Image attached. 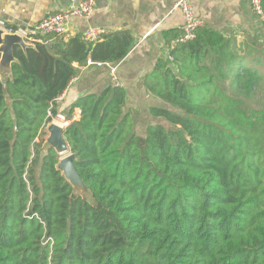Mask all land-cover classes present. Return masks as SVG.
<instances>
[{
  "label": "trees",
  "instance_id": "16d2710c",
  "mask_svg": "<svg viewBox=\"0 0 264 264\" xmlns=\"http://www.w3.org/2000/svg\"><path fill=\"white\" fill-rule=\"evenodd\" d=\"M41 38L0 78V264H264L262 43L199 27L145 78L164 105L141 134L123 86L78 97L64 134L89 201L41 157L43 130L81 68L116 65L134 37Z\"/></svg>",
  "mask_w": 264,
  "mask_h": 264
},
{
  "label": "crops",
  "instance_id": "0c3cea01",
  "mask_svg": "<svg viewBox=\"0 0 264 264\" xmlns=\"http://www.w3.org/2000/svg\"><path fill=\"white\" fill-rule=\"evenodd\" d=\"M177 0H97L88 17L72 18L66 24V37L83 34L88 27L104 28L105 34L128 30L134 37L129 54L113 65L126 90L125 111L137 113V132L144 133L146 125L159 118L151 114V107L164 105L149 92L145 78L154 70L161 58L169 56V37L172 32H182L184 16L174 9ZM68 0H0V19L13 27H25L39 22L49 12L66 9ZM200 27H208L236 41L256 39L264 46V19L257 15L249 0H192ZM12 34L7 27H0ZM43 42V41H42ZM34 44V43H33ZM91 61V60H90ZM11 63L0 61V78H11ZM173 63V62H172ZM108 64L88 61L81 68L67 90L58 98L59 113L70 124L80 115V109L69 114L72 104L87 93H100L113 82ZM70 118V119H69ZM68 124V125H69Z\"/></svg>",
  "mask_w": 264,
  "mask_h": 264
},
{
  "label": "built area",
  "instance_id": "2783aa9c",
  "mask_svg": "<svg viewBox=\"0 0 264 264\" xmlns=\"http://www.w3.org/2000/svg\"><path fill=\"white\" fill-rule=\"evenodd\" d=\"M69 5L66 9L59 12L47 13L39 22L25 27H16L15 29H9V31L20 35L25 42L36 43L42 42L41 35L48 33L63 34L66 31V24L72 18L88 17L95 9L97 0H68ZM253 11L264 19V9L262 0H249ZM174 9H178L184 16V25L182 27V34L174 39L168 47V51L174 49L178 43L187 42L196 37V31L201 26L202 22L196 17L195 11L192 5V0H177L174 5ZM6 27L0 19V27ZM105 35L104 28L90 26L84 32V38L89 42H97L102 40ZM171 62L174 58L171 54L168 56ZM92 62L89 60V63ZM102 64V63H98ZM110 65V64H108ZM110 67L111 77L116 85H120V79L117 74V69L114 66ZM51 116V113L49 112ZM52 120L59 121L64 126H68V120L65 116L59 113L56 117L52 116Z\"/></svg>",
  "mask_w": 264,
  "mask_h": 264
},
{
  "label": "water",
  "instance_id": "95a60500",
  "mask_svg": "<svg viewBox=\"0 0 264 264\" xmlns=\"http://www.w3.org/2000/svg\"><path fill=\"white\" fill-rule=\"evenodd\" d=\"M17 45L27 48L34 44L25 42L20 35L15 33L6 34L0 28V61L13 62L15 60L14 49ZM65 129L66 126L56 120H51L45 125L43 143L39 148L40 155L44 158L50 149H53L59 157L56 168L61 171L62 175L72 184L79 195L89 201H93V193L86 185L75 165L76 155L71 151V147L65 137Z\"/></svg>",
  "mask_w": 264,
  "mask_h": 264
}]
</instances>
